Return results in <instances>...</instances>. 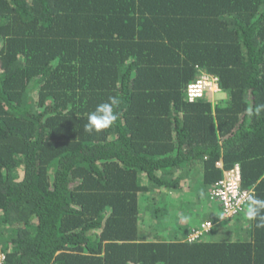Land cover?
<instances>
[{"label": "trees", "instance_id": "obj_1", "mask_svg": "<svg viewBox=\"0 0 264 264\" xmlns=\"http://www.w3.org/2000/svg\"><path fill=\"white\" fill-rule=\"evenodd\" d=\"M202 73L225 100H189ZM109 97L114 125L85 132ZM261 105L264 0H0L5 264H264L254 221L193 242L161 223L163 196L201 203L236 166L264 199Z\"/></svg>", "mask_w": 264, "mask_h": 264}, {"label": "built area", "instance_id": "obj_2", "mask_svg": "<svg viewBox=\"0 0 264 264\" xmlns=\"http://www.w3.org/2000/svg\"><path fill=\"white\" fill-rule=\"evenodd\" d=\"M221 91L218 78L207 73H202L200 78L188 86L187 93L190 101L202 98L205 93L215 94ZM222 167V165H220ZM254 188L244 189L242 187V175L239 166L224 172L220 179L209 192L208 198L211 202L221 208V213L216 221L205 219L194 227L187 235L190 242L207 235L213 228L227 220H233L243 214L247 208L248 200L254 195ZM6 254L0 249V264H5Z\"/></svg>", "mask_w": 264, "mask_h": 264}, {"label": "rangeland", "instance_id": "obj_3", "mask_svg": "<svg viewBox=\"0 0 264 264\" xmlns=\"http://www.w3.org/2000/svg\"><path fill=\"white\" fill-rule=\"evenodd\" d=\"M212 98L214 101H220V100H225L227 98V94L219 91L216 94H212ZM177 197H179V195L175 196V199H171V194L167 193L165 196H163V201H170L169 205V213L168 214H163L161 215V218L163 219L164 225L170 223L172 224V222H175V224H178L177 226L179 227V225H181V221H189L188 223H190L193 226H197L200 224V222L203 221V218H207V219H212L216 216L217 212H219V206L214 204L213 202L209 201V198L207 197V200L201 201V203L197 200V196L195 193L189 194V200H191L192 204L190 203H184V202H180ZM181 197V196H180ZM177 201H179L177 203ZM183 204V205H181ZM194 204V205H193ZM246 212V210H245ZM245 212L243 214H241L239 216L238 219H234L233 221H225L222 223L217 224L210 236H208V238H212L215 240H219L221 238H224L226 236L227 233H229L230 235H234L236 232L235 230L237 229L238 231H240V229H242V227L246 224V216H245ZM148 213H146L143 216V221H144V225H143V229L145 234L147 235L145 238L148 239H166L169 240L172 237H169V235L167 232L161 231L160 228L156 225H154V229H152V226L149 227V225L151 224V215H149ZM205 216V217H204ZM150 217V218H149ZM213 220V219H212ZM189 225V224H188ZM228 234L227 237H230V235ZM236 235V234H235ZM234 235V236H235Z\"/></svg>", "mask_w": 264, "mask_h": 264}, {"label": "clouds", "instance_id": "obj_4", "mask_svg": "<svg viewBox=\"0 0 264 264\" xmlns=\"http://www.w3.org/2000/svg\"><path fill=\"white\" fill-rule=\"evenodd\" d=\"M118 103L116 97H109L108 102L98 105L95 111L88 114V122L84 125V131L89 134H98L112 127L118 119V115L114 111V106ZM260 107L264 108V105ZM248 114L251 116L253 113L249 111ZM245 216L248 221L255 222L257 229H264V199L250 197Z\"/></svg>", "mask_w": 264, "mask_h": 264}, {"label": "crops", "instance_id": "obj_5", "mask_svg": "<svg viewBox=\"0 0 264 264\" xmlns=\"http://www.w3.org/2000/svg\"><path fill=\"white\" fill-rule=\"evenodd\" d=\"M192 195H193V193H192ZM188 196H189V195H188ZM177 198H179V197H177ZM177 203H178V202H177ZM187 222H189V221H186V223H187ZM192 227H193V226H192Z\"/></svg>", "mask_w": 264, "mask_h": 264}]
</instances>
